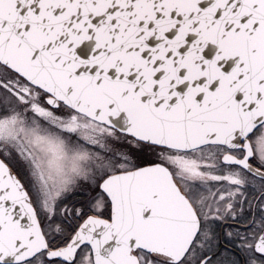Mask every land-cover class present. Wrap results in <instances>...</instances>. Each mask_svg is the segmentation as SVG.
I'll use <instances>...</instances> for the list:
<instances>
[{
    "label": "snow or ice",
    "instance_id": "6c2138e0",
    "mask_svg": "<svg viewBox=\"0 0 264 264\" xmlns=\"http://www.w3.org/2000/svg\"><path fill=\"white\" fill-rule=\"evenodd\" d=\"M0 264H264V0H0Z\"/></svg>",
    "mask_w": 264,
    "mask_h": 264
}]
</instances>
